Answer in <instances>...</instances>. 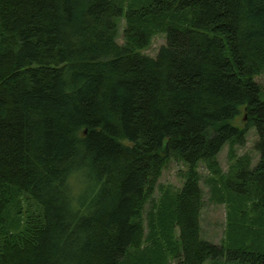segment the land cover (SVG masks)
<instances>
[{
    "label": "trees",
    "instance_id": "trees-1",
    "mask_svg": "<svg viewBox=\"0 0 264 264\" xmlns=\"http://www.w3.org/2000/svg\"><path fill=\"white\" fill-rule=\"evenodd\" d=\"M263 73L264 0H0V264H264L242 226L203 239L199 172L255 129L225 188L264 217ZM172 160L187 179L148 237Z\"/></svg>",
    "mask_w": 264,
    "mask_h": 264
},
{
    "label": "rangeland",
    "instance_id": "rangeland-1",
    "mask_svg": "<svg viewBox=\"0 0 264 264\" xmlns=\"http://www.w3.org/2000/svg\"><path fill=\"white\" fill-rule=\"evenodd\" d=\"M125 8L141 9L150 4L152 0H118ZM120 38L118 42L125 44L124 32L127 28L126 19L119 21ZM167 43L166 35L161 31H156L150 48L142 51V54L156 58L163 46ZM264 90V73L255 78ZM233 125L241 131L246 129L247 120L245 113L237 118ZM258 134L255 129L247 132L244 145H227L218 156L217 170L212 171L206 163H201L199 172L201 174V186L204 190V209L202 212V237L203 239L221 247H231L237 243L233 226L244 227L247 237V251L253 250L264 252V217L251 213L249 204L243 203L240 207L239 200L233 198L226 190V180L231 178L236 166L240 162L250 161L252 168H255L260 161V153L257 150ZM215 170V168H214ZM187 166L176 160H172L164 170L158 187L152 198L147 204L144 222L146 236H150V220L156 216L159 222L162 216L160 214H169L171 207L172 193L181 190L187 179ZM234 200V201H233ZM236 207L240 208L242 213H236ZM164 216V215H163ZM174 238H179V229H174ZM170 264H178V261L171 260ZM210 264V263H209Z\"/></svg>",
    "mask_w": 264,
    "mask_h": 264
},
{
    "label": "water",
    "instance_id": "water-1",
    "mask_svg": "<svg viewBox=\"0 0 264 264\" xmlns=\"http://www.w3.org/2000/svg\"><path fill=\"white\" fill-rule=\"evenodd\" d=\"M245 120H247V117H245Z\"/></svg>",
    "mask_w": 264,
    "mask_h": 264
}]
</instances>
